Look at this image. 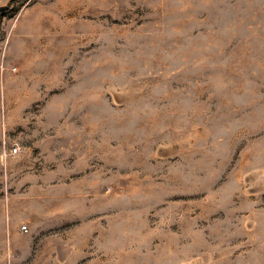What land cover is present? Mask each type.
<instances>
[{"label":"rangeland","instance_id":"obj_1","mask_svg":"<svg viewBox=\"0 0 264 264\" xmlns=\"http://www.w3.org/2000/svg\"><path fill=\"white\" fill-rule=\"evenodd\" d=\"M0 264H264V0H0Z\"/></svg>","mask_w":264,"mask_h":264},{"label":"built area","instance_id":"obj_2","mask_svg":"<svg viewBox=\"0 0 264 264\" xmlns=\"http://www.w3.org/2000/svg\"><path fill=\"white\" fill-rule=\"evenodd\" d=\"M15 150H16V149H15ZM23 228H24V229H27V227H26V226H24Z\"/></svg>","mask_w":264,"mask_h":264}]
</instances>
